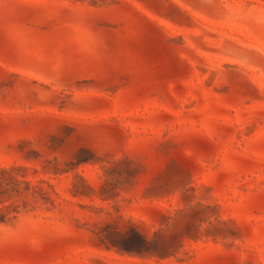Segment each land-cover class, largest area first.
Returning <instances> with one entry per match:
<instances>
[{"label":"rangeland","instance_id":"374dc122","mask_svg":"<svg viewBox=\"0 0 264 264\" xmlns=\"http://www.w3.org/2000/svg\"><path fill=\"white\" fill-rule=\"evenodd\" d=\"M0 264H264V0H0Z\"/></svg>","mask_w":264,"mask_h":264}]
</instances>
